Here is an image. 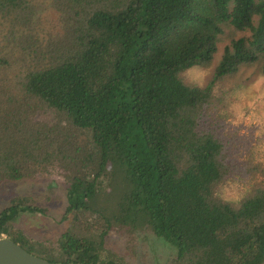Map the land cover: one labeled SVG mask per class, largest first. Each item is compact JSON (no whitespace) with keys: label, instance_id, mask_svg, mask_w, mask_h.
<instances>
[{"label":"trees","instance_id":"16d2710c","mask_svg":"<svg viewBox=\"0 0 264 264\" xmlns=\"http://www.w3.org/2000/svg\"><path fill=\"white\" fill-rule=\"evenodd\" d=\"M47 1L57 20L44 31L36 1L0 0V184L67 176L76 233H60L53 256L33 247L11 223L43 210L14 197L0 236L54 263L125 264L106 234L147 228L171 264H264V187L235 205L217 195L232 163L203 115L225 77H264V0ZM226 28L208 82L184 83Z\"/></svg>","mask_w":264,"mask_h":264},{"label":"rangeland","instance_id":"374dc122","mask_svg":"<svg viewBox=\"0 0 264 264\" xmlns=\"http://www.w3.org/2000/svg\"><path fill=\"white\" fill-rule=\"evenodd\" d=\"M34 1L42 29L54 27L56 11L47 0ZM229 34L232 33L226 28L220 35L209 67L193 66L180 73L184 83L202 86L208 82ZM234 34L237 37L244 33ZM212 93L213 101L203 112L204 125L219 138L225 160L232 163L217 195L235 205L255 187H264V77L255 67H242L234 76L219 81ZM67 179L52 172L0 184V210L14 197L43 210L19 214L11 228L20 231L33 247L48 250L52 256L57 254L55 243L60 233L66 229L76 233L63 219ZM104 248L125 264H171L174 256L172 246L147 228L127 234L113 227L104 238Z\"/></svg>","mask_w":264,"mask_h":264},{"label":"water","instance_id":"95a60500","mask_svg":"<svg viewBox=\"0 0 264 264\" xmlns=\"http://www.w3.org/2000/svg\"><path fill=\"white\" fill-rule=\"evenodd\" d=\"M0 264H84L54 263L38 257L5 236H0Z\"/></svg>","mask_w":264,"mask_h":264}]
</instances>
